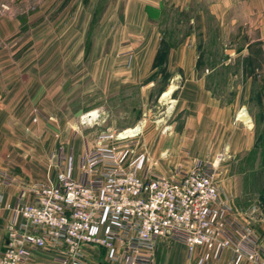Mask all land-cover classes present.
I'll return each mask as SVG.
<instances>
[{
  "label": "crops",
  "instance_id": "crops-1",
  "mask_svg": "<svg viewBox=\"0 0 264 264\" xmlns=\"http://www.w3.org/2000/svg\"><path fill=\"white\" fill-rule=\"evenodd\" d=\"M98 1L101 2L0 0V116L8 117L11 123H17L18 119L21 133L25 132L22 138L47 141L41 148H28L29 160L51 155L53 166L58 170L59 162L55 157L72 156L67 162L73 164L76 176L82 174L81 157L94 149L100 133L90 127L106 122L107 130H120L138 123L141 120L118 118L113 109L120 108L134 92L143 100L156 92V83L162 74L154 68V63L163 34L150 15L151 11L168 6L184 11L192 2H201L132 0L130 18H117L109 23V5H97ZM110 6L116 13L121 9L117 2ZM198 12L200 16L191 18L189 24L195 27L199 21L208 26L205 18L208 12L215 18L220 43L223 31L237 25L252 34L243 49L234 48L232 53H226L222 58L226 64L251 58L253 55L247 50L253 42L261 49L259 59L264 60V0H211L208 11L200 8ZM93 23L99 29L94 41L91 38ZM109 24L116 30L109 31ZM121 26H124L122 31ZM93 42L95 47L91 50L87 43ZM45 43L51 45L50 52L45 51ZM199 58L194 36L170 51L167 60L170 74L158 94L166 102L170 121L162 129L148 126L144 142L135 147L136 152L144 151L150 158L145 166L170 172L178 166L189 169L197 160L213 161L223 154L236 156L255 145V116L248 113L250 121L239 117L240 111L247 107L243 99L250 89L251 76L247 79L248 85L243 80L236 96L225 101L210 80L217 68L199 69ZM239 70L244 76L250 73H246L244 67ZM230 75L237 77L238 74ZM171 89L169 97L164 99V94ZM75 93H79L78 96ZM77 100L83 102L77 103ZM91 111L93 119L83 122V115ZM77 115L81 116L80 124L76 122ZM141 129L143 134V127ZM1 134L0 139H3L5 135ZM139 140L141 142V137ZM10 149L1 148L0 156L11 152L14 156L18 154L13 152L16 149ZM31 162L22 171L9 170L11 165L5 162L0 164V169L11 177V182L4 187L8 202L15 204L22 189L32 184V179L25 174H16L35 172L37 169L29 166ZM11 215V209L0 212V254ZM251 228L253 236L264 246V227ZM229 230L237 242L242 239L241 232ZM233 249V245L222 250L200 245L191 249L184 241L167 236L158 242L155 263L233 264ZM62 257L59 251L36 249L31 264H73L64 262ZM83 264L122 263L109 261L105 249L86 247ZM237 264L257 263L243 256Z\"/></svg>",
  "mask_w": 264,
  "mask_h": 264
},
{
  "label": "built area",
  "instance_id": "built-area-1",
  "mask_svg": "<svg viewBox=\"0 0 264 264\" xmlns=\"http://www.w3.org/2000/svg\"><path fill=\"white\" fill-rule=\"evenodd\" d=\"M126 130L98 135L94 149L81 158V178H73L72 164H66L57 184L25 187L15 204L4 192L11 177L0 170V212L14 211L0 264H31L36 249L59 251L64 262L83 264L86 247L105 249L111 262L156 264L158 242L167 236L191 249L233 245V264L243 256L264 264V246L251 227L237 226L238 242L229 230L231 212L219 193L218 159L197 160L189 169L178 166L171 175L155 173L145 166L147 153L135 150L141 129L123 134Z\"/></svg>",
  "mask_w": 264,
  "mask_h": 264
},
{
  "label": "rangeland",
  "instance_id": "rangeland-1",
  "mask_svg": "<svg viewBox=\"0 0 264 264\" xmlns=\"http://www.w3.org/2000/svg\"><path fill=\"white\" fill-rule=\"evenodd\" d=\"M116 2L119 4V8H121L118 13L114 12L113 6H110L111 4H115ZM210 2L211 0H201V2L198 4L192 2L189 6V9L184 11H180L177 8L168 6L165 9L163 8L161 10H153L151 11L150 15L153 16V20L155 24L158 25L159 30H166L168 38L172 41H179L184 37L186 33H190L189 36L184 37V40H186L190 36H194L195 47L198 52L199 47L201 45L202 47L200 50L205 51L207 57L210 55H215L214 57L219 58L217 64L215 65V68H217V70L215 71L214 75L211 77L210 80L211 84L215 88V91L219 94L220 97H222L223 100L228 101L234 98L238 91V85H241L243 80L244 82H246V85H248L247 79L250 75L246 74L244 76L239 73L240 68L244 67L245 69V67H247L246 73L250 71V73L252 74V83L250 89L246 88L247 92L245 93V99H243V102L247 104L246 110H248V113L251 115L253 114L256 119H259L261 116V112H264V90L261 88L264 83V75L262 74V76H260L258 75V72L261 71L262 73H264V60H260L258 58H254L252 60L240 59L235 61V63L230 62L229 64H226V62L222 60L226 53H232L234 48L243 49L246 46V41L252 34H250L245 27L237 25L234 28H227L223 31V38L221 39L223 40V42L220 43L219 30L215 26V18L211 16V14H209L208 12H205V18L207 19L208 26L201 25L199 21H196L195 27L191 25L193 29H189L187 27L190 23L191 18H194L195 16H200V13L198 12L200 8H203L205 9V11H208ZM99 3H101L102 6L104 4L109 5V10L107 14L109 23L110 21L117 18H125L128 20L132 14L129 10V5H131L132 0H101V2H97V5H99ZM127 9L129 11H127ZM98 14V12L95 13L97 17ZM111 26L109 24V31H111L112 29L113 31L116 30V28H110ZM119 29L122 31L124 29V26H121ZM190 30L191 32H189ZM97 34H99V29L97 26H95V23H93V26L91 28V38L93 39V41ZM234 42L236 43V45H231ZM93 44L94 42L91 44L87 43V47L93 50V47H95ZM44 47L45 51H51L50 44L45 43ZM259 48V45L253 42L249 45L247 51L255 52V54L260 57V54H258ZM203 64L205 67L203 66L202 68L204 69H212L213 67V65L207 62H203ZM254 68H258V72H256V70L251 72V69ZM77 73L79 72L77 71ZM80 73H83L82 69H80ZM232 73L238 74L237 77H232L230 75ZM167 79L168 76L166 75H163L161 78H158V81L156 83V92L153 95H150L148 100L141 99V97H139V95L134 92L132 96H129L122 102L120 108L113 109V112H116L115 114L118 115V118L124 120H141L138 121V123H135L134 125H129L128 127H125L124 129L120 130H107L106 122L93 124L90 128L95 131L98 130L100 132L99 134H101L102 132H113L115 134H118L128 128L140 126L144 129V132L142 134V129L140 128V144H142L144 142V137L146 136L148 126H155L157 127V129H162L165 124L169 123L170 121V115L166 102L161 99V95L160 97L158 95L160 90L165 86ZM233 85H235V88H233L232 90ZM78 94L79 93H75L76 96H78ZM79 101L83 102V100H77V103ZM84 101L86 102L87 100L84 99ZM0 105L2 106L1 103ZM143 112H146V114L142 115ZM16 120L17 123H11L8 117L0 116V133L5 135L3 136V139H0V149L9 148V150H11L10 147H12V150L16 149L13 150V152L15 151L20 154L14 156V154L11 152L10 155L0 156V164L5 162L6 164L11 165L9 167V170L11 168L16 169L17 171H22L23 167L28 162L33 161L29 166H33V168H36L37 170H35V172H18L16 174L22 176L25 174V177H27L28 179H32V184L36 182H41L47 185L57 184L60 169L63 168L64 165L69 164V162L67 161H69L72 156L58 155L57 157H55L57 158L58 162H61L62 164L60 167L58 166V170L55 168V166H53L54 157L51 155L45 157H35V160H29L30 158L26 156L28 148H41L45 145V143H47V141L28 140L22 138L21 134L23 135L25 134V132L21 133L20 124L18 122V119ZM80 121L81 116L77 115V124H80ZM11 132H13L12 139L9 137V134L10 136L12 134ZM98 135L96 139L98 138ZM252 149L237 154L236 156H228L226 154L216 156V158L219 160V193L221 200L230 207L231 214L229 216V221L231 222V224L229 226L234 230L238 228L237 226L241 225L249 227H264V168L263 170L261 168L262 154L258 153L255 157L247 156V153L250 152ZM0 170L3 171L2 168ZM153 171L159 174L171 175L175 171V168H173L171 172L169 170L161 171L155 168L153 169ZM139 173L142 174L143 170H141ZM70 174L75 179L81 178L82 175L81 174L80 176H76L74 173V167L70 171ZM13 212L14 211L12 210V214Z\"/></svg>",
  "mask_w": 264,
  "mask_h": 264
},
{
  "label": "trees",
  "instance_id": "trees-1",
  "mask_svg": "<svg viewBox=\"0 0 264 264\" xmlns=\"http://www.w3.org/2000/svg\"><path fill=\"white\" fill-rule=\"evenodd\" d=\"M187 27L189 29H193L190 24ZM161 31L163 34V39L161 41V45H160V48H159L158 53H157V57H156V60L154 63V68H156L157 72L161 73L162 76L163 75L169 76L170 73H169V69H168V65H167L168 55H169L170 51L173 48H176L177 46H179L183 42V40L185 39L184 37L189 36L190 33H186L184 35V37L179 41H172L171 39L168 38V34H167L166 30L163 29ZM189 32H191V30ZM201 47L202 46L200 45V47H199L200 58H199L197 67L199 69H204V68H202L204 66L203 62H207V63H210L211 65H213L212 68H215L216 67L215 65L217 64V61L219 60V58L214 57L215 55H212V56L210 55L207 57L206 52L200 50ZM251 53L254 56L249 58V60H252L254 58L255 59L260 58V57H258V55L255 54V52H251ZM258 54H260V56H261V49L260 48H259ZM246 68L247 67H245V69ZM251 70H252L251 72H253L257 69L254 68ZM249 75L252 76V74H250V73H249ZM261 88L264 90V83H263V86ZM256 132H257L256 143L254 145V148L250 152L247 153L248 154L247 156L255 157V156H257L258 153H261L262 154L261 168L263 170V168H264V112L263 111L261 112L260 118L256 119Z\"/></svg>",
  "mask_w": 264,
  "mask_h": 264
},
{
  "label": "bare ground",
  "instance_id": "bare-ground-1",
  "mask_svg": "<svg viewBox=\"0 0 264 264\" xmlns=\"http://www.w3.org/2000/svg\"><path fill=\"white\" fill-rule=\"evenodd\" d=\"M171 91H172V89H171V90H168V91L164 94L163 98H164V99H167V98L169 97ZM239 117H240L241 119L245 120V121H250V118H251V117L249 116L248 112H247L245 109H243L242 111H240ZM140 128H141V127L139 126V127H137L136 129H135V128L128 129V130H127L126 132H124L123 134H126V133L129 134V133H132V132L138 131Z\"/></svg>",
  "mask_w": 264,
  "mask_h": 264
},
{
  "label": "water",
  "instance_id": "water-1",
  "mask_svg": "<svg viewBox=\"0 0 264 264\" xmlns=\"http://www.w3.org/2000/svg\"><path fill=\"white\" fill-rule=\"evenodd\" d=\"M172 105L170 104L169 107H171ZM94 117V112L91 111V112H88L86 114L83 115L82 117V120L83 122H86V121H91ZM54 161H56V159H54Z\"/></svg>",
  "mask_w": 264,
  "mask_h": 264
}]
</instances>
